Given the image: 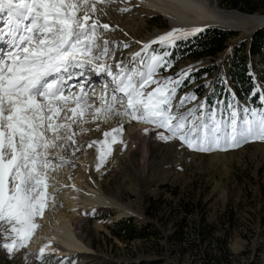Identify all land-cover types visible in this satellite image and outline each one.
<instances>
[{"label": "snow or ice", "instance_id": "1", "mask_svg": "<svg viewBox=\"0 0 264 264\" xmlns=\"http://www.w3.org/2000/svg\"><path fill=\"white\" fill-rule=\"evenodd\" d=\"M81 11L83 16L78 15ZM95 11V5L89 9L79 0H0V17L6 14V19H0V228L5 239L0 247L9 255L28 246L38 227L36 217L42 215L48 197L47 172L54 166L49 157L58 155L69 143L76 144L73 126L87 123L85 116L105 121L120 116L150 124L165 130L167 134L160 133V139L179 140L201 153L264 142V110L245 109L242 118L236 109L227 117L221 112L219 118L215 111L197 115L196 108L186 115L174 112L176 86L187 73L175 80L154 78L160 68L167 66L164 56L168 53L153 54L147 61L137 53L139 71L134 57L131 69L118 63L113 72L112 66L104 62L109 52L107 40L97 54L101 48L97 43L101 35L99 21L89 23ZM100 27L110 30L106 23ZM200 31L173 29L152 43L173 45L176 39ZM149 47L144 45L143 51ZM89 71L106 73L114 86L110 99L101 97L98 108L88 102ZM74 80L77 82L71 83ZM151 85L156 87L146 91ZM75 88L80 90L79 95L73 92ZM195 99L194 95L185 96L179 104L183 107ZM199 107L203 109L204 105ZM121 133L122 128H116L104 136H112V144L122 143L115 135ZM93 144L98 145L103 163L111 147L104 151V142L100 141L88 147ZM79 150L74 148L72 154ZM44 252L41 248L40 258Z\"/></svg>", "mask_w": 264, "mask_h": 264}, {"label": "rangeland", "instance_id": "2", "mask_svg": "<svg viewBox=\"0 0 264 264\" xmlns=\"http://www.w3.org/2000/svg\"><path fill=\"white\" fill-rule=\"evenodd\" d=\"M236 1L240 3L239 7L234 6ZM218 3L230 13V9H237L245 14L248 12L243 10L245 6H256L254 12L264 13V0H218ZM169 28L164 17L152 14L144 26L128 28L132 38L126 37L125 33L116 41H110L100 35L97 43L101 48L97 49V54L102 50L103 41L107 40L109 52L104 62L114 69L119 55H130L137 48L138 41ZM233 32L226 40L224 50L217 55L197 56L191 51H182L188 46L183 37L176 39L173 45L162 47L156 43L142 55L147 61L153 54L164 56L168 53L164 56L167 66L158 70L154 77L157 80L181 79V74L187 73L183 82L176 86L174 112L186 115L190 109L196 108L197 115L201 112L210 115L215 111L219 118L221 112L227 117L232 109H236L242 118L245 109L264 110V60L250 52L252 34L244 33L243 36L241 32ZM244 44H247V63L255 81L253 93L259 94L260 106L249 98H239L232 82L230 62L233 52ZM139 60L140 57L135 60L137 70L141 67ZM133 64L134 59L122 65L131 69ZM202 66H212V71L195 74ZM155 87L151 85L146 91ZM73 92L76 94L80 90L75 88ZM192 95L196 99L181 107L180 99ZM110 96L108 92L103 97L110 99ZM200 105L204 108L200 109ZM154 129L159 144L148 160L147 176L139 180L134 171L123 170V182L114 179L113 171H109L105 178L106 182L112 179V188L116 191L120 188L123 194L120 196L122 202L139 214L93 210L85 215H93L92 225L99 230L92 245L95 255L87 260L71 256L59 261L46 255L40 258L39 253L30 248L48 210L47 201L52 198L49 185L51 174L56 171L53 166L47 172L45 209L36 217L38 227L34 229L28 246L12 255L0 247V264H264V142L201 153L189 149L179 140L160 139V133H167L164 129ZM132 189L148 193L142 213ZM129 219L132 222L125 231L118 222ZM130 232H135L132 238ZM4 242L3 228H0V245Z\"/></svg>", "mask_w": 264, "mask_h": 264}, {"label": "bare ground", "instance_id": "3", "mask_svg": "<svg viewBox=\"0 0 264 264\" xmlns=\"http://www.w3.org/2000/svg\"><path fill=\"white\" fill-rule=\"evenodd\" d=\"M79 2L81 6H84L86 2L89 9L95 5L96 11L92 14L89 23L92 20H98V31L102 37L110 41H116L118 36L125 33V36L130 38L128 28L144 26L152 14H158L168 21L170 26L168 30L157 31L146 40L138 41L137 48L130 55H119L115 66L118 63L131 61L134 57L137 58V53H141V56L145 55L150 47L156 44L152 43L153 40H157L173 29L191 30L213 23L224 27H240L244 36V33L251 34V30L260 26L263 21L261 16L242 14L238 11L226 12L219 6L218 0H79ZM121 9L129 10L121 12ZM78 15L83 16L84 13L81 11ZM105 23L110 26L112 32L100 27ZM146 44L150 47L145 52L143 49ZM112 71L116 72L117 68ZM90 74L93 76L91 77ZM87 75L88 102L98 108L101 105V97L108 92L111 94L110 89L114 86L106 73L97 74L92 71ZM94 80H96L95 85H93ZM76 82L74 80L71 83ZM79 94L80 92H76V95ZM84 119L88 122L73 126L76 144L69 143L68 147L60 151L58 155L49 157L54 160V169H56L51 174L52 182L49 185L52 198L50 197L47 201L48 210L43 215V220L36 232L37 238L32 239L30 247L37 254L40 253L41 248H44L46 257L59 261L73 255L78 256L80 260L82 258L87 260L96 254L92 250V245L99 230L92 225L93 215L90 213V216L86 217V213L93 210L99 212L115 210L122 214H139L122 202L120 199L122 192L120 188L117 191L112 188V179L106 182L105 178L109 171H113L114 179L117 178L123 182L122 172L126 170L134 171L135 178L143 180L149 171L147 163L150 155L159 144L155 137V129L150 124L129 121L126 117L120 116H114L107 121L93 120L90 115L85 116ZM116 128H122L121 134H115L122 143L112 144V136L105 138L104 133L112 132ZM93 141L104 142V151H107L109 146L112 149L103 163L99 159L98 145L93 144L92 147H88ZM74 148L80 150L72 154ZM60 157L64 158L62 165ZM98 165L99 170H97ZM132 191L136 194L139 210L142 213L148 193L133 189Z\"/></svg>", "mask_w": 264, "mask_h": 264}, {"label": "trees", "instance_id": "4", "mask_svg": "<svg viewBox=\"0 0 264 264\" xmlns=\"http://www.w3.org/2000/svg\"><path fill=\"white\" fill-rule=\"evenodd\" d=\"M239 4L240 3L238 1L234 2L235 7H239ZM256 9V6H245L243 8V10L250 13L254 12ZM232 34H234L233 31L224 30L218 27H211L202 30L195 35H190L187 38H184L186 39V44L188 46L182 51H191L197 56L217 55L219 52L224 50L225 42ZM246 46L247 44H244V46L236 47L234 49L233 58L230 62L232 82L234 84L236 95L239 98H249L251 101L255 102V105L260 106L259 94L253 93L255 81L253 74L251 73V66L247 63L248 53ZM249 49L251 54L260 55V57L264 60V27L260 28V30H257L253 34ZM212 66L213 68L215 67L214 64H212ZM212 66H202L196 70L195 74L201 75L205 72H211ZM262 76L264 78V75ZM131 222L132 219L119 220L118 225H123L124 230L126 231L128 224ZM134 235L135 232H130L129 236L132 238Z\"/></svg>", "mask_w": 264, "mask_h": 264}, {"label": "water", "instance_id": "5", "mask_svg": "<svg viewBox=\"0 0 264 264\" xmlns=\"http://www.w3.org/2000/svg\"><path fill=\"white\" fill-rule=\"evenodd\" d=\"M230 11H238L239 13H242L243 14V12H241V11H239V10H237V9H230ZM245 14H249V15H256V16H261L262 17V19H263V21H262V23L260 24V26H258V27H256V28H254V29H252L251 30V34H252V36H253V34L257 31V30H260V28H263L264 27V13H261V12H252V13H250V12H245ZM211 27H218V28H221V29H224V30H231V31H235V32H241V28L239 27V28H236V27H231V26H227V27H224V26H220V25H217V24H213V23H211V25H209V26H205V27H203V28H200V29H205V28H211ZM73 256H75V255H73Z\"/></svg>", "mask_w": 264, "mask_h": 264}]
</instances>
